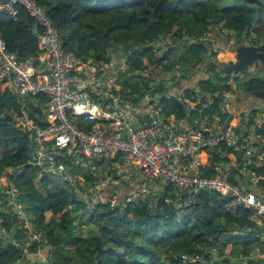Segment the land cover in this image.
<instances>
[{"label":"trees","instance_id":"1","mask_svg":"<svg viewBox=\"0 0 264 264\" xmlns=\"http://www.w3.org/2000/svg\"><path fill=\"white\" fill-rule=\"evenodd\" d=\"M35 1L56 25L64 51L99 63L124 56L132 70L161 67L163 73H158L161 74L159 78L169 77L176 67L170 78L175 85L178 79H190L189 67L198 65L197 73L206 69L210 63L205 61V46H211L214 40L226 38L238 43L245 39L257 46L260 42H254L249 36L264 38V0ZM31 23L22 8H18L14 21L5 12H0V36L7 50L18 52V45H21L19 58L28 59L36 68L40 61ZM209 37L214 39L208 40ZM202 38L206 39L205 44L199 45ZM153 50L159 53L154 56ZM213 52L212 59L219 51ZM199 53L204 56L200 57ZM122 77V86L136 94L147 87L148 83L138 82L136 77ZM257 83V80H251L238 90L246 91ZM196 85L211 95L212 102L206 109L210 118L223 103L222 92L203 76ZM223 88L232 91L227 84ZM156 90L162 92L164 88L158 86ZM193 90L178 91L175 87L170 99H162L165 115L174 116L186 125L188 112L179 103L178 93L189 96ZM206 97L200 95L199 104ZM34 99L37 107L27 105V112L35 124L44 125L41 109L45 97L37 95ZM19 107L15 97L0 88V176L11 170L10 182L16 189V198L22 201L24 210L32 217L31 227L39 240L27 242L22 223L11 208H2L7 203L3 204L2 200L7 197L0 193V264L25 263L27 255H35L43 249L48 251L46 264H242L255 248L264 254L261 247L264 242H260L264 227L250 219L254 211L215 193L201 192L189 207L175 209L164 203L165 195L171 191L164 186L155 192L150 207L147 202H137L126 205L121 211L108 204H99L92 212L86 211L64 184L54 182L47 175L37 178L36 168L27 164L29 145L26 137L14 127L12 120L9 121ZM256 132L264 137V125ZM233 152L224 146L211 150V160L203 173L215 174L220 166L223 172H228L229 168V181L236 180L235 177L241 175V163L229 164L226 157ZM219 154L225 157L220 158ZM248 169L254 172L257 180L252 190L263 199L264 164L254 159ZM83 175L89 182L80 183L82 188L94 183L95 178L88 167ZM5 177L8 178V174ZM241 177H246L250 184L249 177ZM132 186V183L116 187L107 185L103 194L107 199L119 201ZM81 215L83 219H79L78 224L91 230L89 235L84 233L86 236L81 229L78 233L71 226ZM11 232L14 234L10 237ZM8 239L11 243L6 242ZM261 263L264 264V260ZM246 264H253V261Z\"/></svg>","mask_w":264,"mask_h":264},{"label":"built area","instance_id":"2","mask_svg":"<svg viewBox=\"0 0 264 264\" xmlns=\"http://www.w3.org/2000/svg\"><path fill=\"white\" fill-rule=\"evenodd\" d=\"M18 8L32 20L30 28L37 41L38 58L46 57V68L38 73L29 60L19 58L17 50H7L0 36V84L19 102L20 115L18 111L14 113L12 122L25 135L29 145L27 164L36 168L40 177L47 175L64 184L88 212L99 204L121 211L137 202H147L150 207L155 194L153 184L162 181L171 190L164 203L172 208L189 207L199 193L210 192L253 210L250 219L264 226V199L250 189L256 178L248 169L254 159L264 164V137L256 132L264 125V111L249 115L245 132L240 130L241 120L233 123L231 119L223 122L221 118L208 117L195 118L194 125L183 129L174 116L165 115L162 102L172 97L175 82L170 78L176 67L163 80L158 74L161 67L132 70L124 56L106 63L83 60L64 51L56 25L35 0H0V12L13 21ZM153 53L156 56L159 51ZM122 75L149 83L136 94L122 86ZM158 86L164 90L157 91ZM37 95L46 101L41 109L44 125L35 124L26 109L27 105L37 107ZM178 97L190 115L193 111L200 114L209 106L205 99L199 104L200 94L195 90L189 96L179 92ZM224 110L221 105L215 114ZM221 146L240 155V173L250 178V184L246 177L229 181L220 167L215 174L203 173L210 151ZM206 152L210 156L203 161L201 153ZM117 159L118 163L109 169L100 170L93 164ZM87 167L95 180L82 188L80 183L85 181L82 175ZM123 183L133 186L121 200H110L103 194L107 185L116 187ZM0 191L4 197H12V205L16 189L6 177L3 180L0 176ZM10 208L22 223L23 233L28 230L30 239H36L34 231L29 230L26 213L16 206Z\"/></svg>","mask_w":264,"mask_h":264},{"label":"water","instance_id":"3","mask_svg":"<svg viewBox=\"0 0 264 264\" xmlns=\"http://www.w3.org/2000/svg\"><path fill=\"white\" fill-rule=\"evenodd\" d=\"M244 37V35H242ZM205 38H202L198 41L199 45L205 44ZM206 50V56L205 61L209 62L210 64L207 65L205 71H213L215 74L227 77L229 80H233L235 78H238L242 73H249L252 72V67L254 65H258L260 69L258 71L260 72L259 76H249L247 79V83L251 80H257L259 84L255 85V87L251 88L249 86V89L246 91H242L239 95L234 96V102L230 105V111L228 115H237L238 113L242 112V124L240 126V130L245 132L247 130V124L249 121V110L262 112L264 111V45H257L255 47L253 46H244L239 47L238 49L232 51V49H228L230 53L233 54V59L229 60H219L218 57L215 59H212L211 53L215 50L214 43L211 46H205ZM17 55L20 57L22 55V47L21 45H18V52ZM21 60H28V59H21ZM204 78H208L207 76L203 75ZM227 85L231 86V82H228ZM263 88H260V87ZM195 91L198 92L200 95H204L207 97H210L211 95L207 92L201 91L199 87H195ZM223 103H227V99H223ZM179 103L185 109V104L182 99H179ZM246 106H249V110H245L242 108H246ZM18 114L20 115V112L18 111ZM12 119L9 118V121ZM228 121V118L225 120V122ZM185 122L186 124H189L190 122V114H187L185 116ZM12 173H8L7 180L12 179ZM2 194L3 191H0ZM13 199L12 197H7L2 200L3 203L7 201V203L11 202ZM14 232H11L10 237L13 236ZM7 243H11L10 239L6 241ZM17 264V263H15Z\"/></svg>","mask_w":264,"mask_h":264},{"label":"crops","instance_id":"4","mask_svg":"<svg viewBox=\"0 0 264 264\" xmlns=\"http://www.w3.org/2000/svg\"><path fill=\"white\" fill-rule=\"evenodd\" d=\"M211 40L212 39H214V38H210ZM227 40V39H226ZM230 43H231V41H229L228 42V44H229V46H230ZM228 44H224L223 43V41H219V40H216V42H215V40H214V46H215V48H217L218 49V59L219 60H224V61H226V59H224L223 57L224 56H228L229 54H232V53H230L229 51H227V46H228ZM221 49V50H220ZM42 57L41 58H39V66L38 67H36V71L38 72V73H41V72H44L45 71V68H46V60H45V56L44 55H41ZM113 58H120V56H118V57H113ZM215 59V58H214ZM229 59H233V56H232V58H229ZM228 58H227V60H229ZM211 74H213V76L214 75H217V74H215L213 71H209ZM203 75H205L206 76V72H203V69H201L200 71H199V73H197L196 75H195V77H190V79H183V78H181L180 80L178 79V82H177V84L175 85V87H176V89L178 90V91H184L185 89H194L195 90V87H197V85H196V83H197V81L203 76ZM219 78H224V77H222V76H219V75H217ZM228 83V82H227ZM226 83V84H227ZM225 85V84H224ZM2 86L3 85H1L0 84V88L2 89ZM223 86V85H222ZM174 87V88H175ZM173 90V89H172ZM239 92L237 95H239L241 92H240V90H238V89H236L235 88V90H232V91H225V90H223L222 89V95H223V99L224 98H226L227 99V103H222V107H224L225 108V110H224V113L226 112L227 114L229 113V111H230V105H231V103L232 102H234V96L233 97H231L232 95H234L236 92ZM223 99H222V102H224L223 101ZM205 101H206V103H208V104H210L211 102H212V98H210V97H206L205 98ZM247 107V106H246ZM243 109H245V110H249V108H242V110ZM255 109H253V110H249V115L251 114V113H256L257 111H254ZM257 113H259V112H257ZM201 115L199 116V117H195L196 119H198V118H202V117H208V116H206V115H204V111L202 112V113H200ZM215 113H213V115H214ZM231 116V120H232V122L234 123H238L240 120L242 121V112L241 113H238L237 115H230ZM227 117L228 116H226V117H221V120H223V122L227 119ZM190 125L192 126V125H194V118H193V116H191L190 115ZM187 125H189V124H186V125H182L181 124V126H182V128L184 129V128H186V127H188ZM189 125V126H190ZM209 154V153H208ZM207 152L206 153H201V159L203 160V161H206L207 160ZM209 156H210V154H209ZM223 157H225V156H220V158H223ZM227 159H228V163L229 164H237V163H239L240 162V155L237 153V152H233V153H230V154H228L227 156ZM210 160H211V158H210ZM111 164H116V163H118V159H117V161L116 160H114V161H112V162H110ZM220 164H224V163H220ZM220 167V166H219ZM220 169H223L222 167H220ZM230 171H229V168H228V172H224V173H226V174H228ZM240 178H244V177H241V175H239L238 174V176H236L235 177V179H240ZM256 179H254L253 180V185L250 187V189L252 188V187H254V185H255V183H256ZM158 183V186H156L155 184H153V188L155 189V192H157V191H161L162 190V188H163V186H164V183L162 182V181H158L157 182ZM264 199V198H263ZM260 225V224H259ZM264 227V226H263ZM260 242H264V236H262L261 238H260ZM261 244V243H260ZM262 248H264V245H262L261 246ZM255 251H256V255L253 257L252 256V254L250 255V257L248 258V259H252V261H253V264H262L261 263V260H264V254L263 253H260L259 251H258V248H255L254 249ZM258 255H262L263 257L262 258H259V256ZM45 256H46V258H47V260H48V252H45V249L43 250V251H39L37 254H35V255H27L26 257H25V260L28 262L31 258H33V260H35V261H32V260H30L31 262H34V263H36V262H40V261H45L46 259H45ZM259 259H258V258ZM248 259H243V260H247L246 261V263H248ZM243 260H242V264H245L244 262H243ZM17 264H20V263H17ZM22 264H24V263H22Z\"/></svg>","mask_w":264,"mask_h":264},{"label":"rangeland","instance_id":"5","mask_svg":"<svg viewBox=\"0 0 264 264\" xmlns=\"http://www.w3.org/2000/svg\"><path fill=\"white\" fill-rule=\"evenodd\" d=\"M59 35V34H58ZM249 37H252V39H253V41L254 42H256V41H258V42H260L259 43V45H262V44H264V38H261V39H257L255 36H253V35H251V36H249ZM248 37V38H249ZM211 37H209V39L208 40H211L210 39ZM242 38L244 39L245 37H243L242 36ZM228 42H229V40H226V38L225 39H223V43L224 44H228ZM232 43H235L234 42V40H232L231 41ZM229 47V44H228V46H227V48ZM236 47V45H234V44H231V46H230V49H232L233 50V48H235ZM215 50H218L217 48H215ZM228 50V49H227ZM214 53V52H213ZM212 53V54H213ZM199 56L200 57H203L204 56V53H199ZM232 56H233V54H229L228 56H224L223 58L224 59H226L227 60V58L229 59V58H232ZM214 58L216 57H218V54H217V56L215 55V56H213ZM213 58V59H214ZM197 67H198V65H195V66H191V67H189V69L187 70L188 71V74L189 75H191L192 77H195V75L197 74ZM258 69H260V67L256 64V65H254L253 67H252V72H249V73H247V74H245V73H242L238 78H235V79H233V80H229L227 77H224V78H219L217 75H214L213 76V74H211L208 70L207 71H205V70H203V72H206V76L209 78V82L211 83V85H214L215 87L214 88H217V90L219 91V89H220V92H222V89L224 90V86L225 85H223L224 83L226 84L227 82H231V85H232V90H235V88L236 89H239L241 86H243V85H246L247 84V79H248V77L250 76H259V74H260V72L258 71ZM261 70V69H260ZM200 71V70H199ZM131 79H133V78H131ZM163 80L165 79V78H162ZM138 81V80H137ZM212 81H214L215 82V84L212 82ZM143 82H146L147 83V80H143ZM132 83V82H131ZM149 83V82H148ZM257 84H259V83H257ZM256 84V85H257ZM223 85V86H222ZM220 86V87H219ZM129 88V87H128ZM2 89H3V86H2ZM130 89V88H129ZM130 91L131 92H133L131 89H130ZM133 93H135V92H133ZM239 92L237 91L234 95H232L231 97H233V96H235V95H237ZM221 107V106H220ZM219 107V108H220ZM218 112V111H217ZM14 113H12V115H13ZM201 114H197V112L196 111H193L192 113H191V116H193V118L195 119V117H199ZM204 115H206V116H208V118H209V115H208V113H207V111L205 110L204 111ZM257 115V114H256ZM225 117V116H228L227 118L228 119H230L231 118V116L230 115H227L226 114V112L224 113V111H219V113H217V114H214V115H212L210 118L212 119H220L221 117ZM199 119V118H198ZM240 125V124H239ZM95 166H96V168L97 169H100V170H104V169H109V168H113V166H114V164H105L104 162H101V161H94V163H93ZM83 176V178H84V180L85 181H88V179L84 176V175H82ZM1 177L3 178V180H4V178H5V176L3 175V174H1ZM37 178H40V175H38L37 174ZM54 182H57V183H60L58 180H56L55 178H51ZM89 182V181H88ZM158 181H155L154 182V184L156 185V186H158V183H157ZM68 189V188H67ZM68 191L70 192V190L68 189ZM17 196V192L15 193V197ZM4 204V203H3ZM13 207V206H16V207H19L20 209H22L25 213H26V218H27V220L28 221H30V224H31V216L24 210V208H23V204H22V201L20 200V199H17L16 198V200L12 203V205L10 204V203H6L5 205H3V207L2 208H8V207ZM5 210V209H4ZM49 215H47V217H48ZM82 220L83 219V215H81V216H79L78 218H77V220H76V222H74V223H72L71 224V226H72V229H75V230H77L78 231V233L80 232V229H81V231H82V234L83 235H89V233H90V229L89 228H87V227H84L83 225L84 224H78V220ZM19 221V220H18ZM20 222V221H19ZM20 224H21V222H20ZM261 227L263 226V225H260ZM22 229H24V227L22 226ZM29 230L31 231L32 230V227L30 226L29 227ZM27 232H28V230H26ZM247 231H250V230H247ZM24 233V236L26 237V239H27V242L28 241H32L31 239H30V237H29V234L28 233ZM85 233V234H84ZM85 235V236H86ZM26 239H24L23 240V242L25 243L26 242ZM36 239L37 240H39V236L38 235H36ZM44 250V249H43ZM41 251V250H40ZM45 252H48L46 249H45ZM27 255V254H26ZM256 255V251L254 250L253 251V254H252V256L254 257ZM259 256V258H262L263 256L262 255H258ZM258 258V257H257ZM258 258V259H259ZM45 261H40V262H36L37 264H46V262H47V258H46V256H45ZM30 260H32V261H35V260H33V258H31ZM26 261L25 260V263L24 264H34V262H31V261ZM248 260H252V259H248ZM246 261L247 260H243V262L246 264Z\"/></svg>","mask_w":264,"mask_h":264},{"label":"flooded vegetation","instance_id":"6","mask_svg":"<svg viewBox=\"0 0 264 264\" xmlns=\"http://www.w3.org/2000/svg\"><path fill=\"white\" fill-rule=\"evenodd\" d=\"M245 37V36H244ZM232 41V40H231ZM231 44H234V45H236V47L235 48H233V50L232 51H234V50H236V49H238L239 47H244V46H253V47H255V45L256 44H254L252 41H250V40H242V41H240V42H238V43H230V46H231ZM262 45H264V44H262ZM230 46L228 47L229 49H230ZM217 54L218 53H216L215 55L217 56ZM225 84V83H224ZM260 88H263L262 86L260 87ZM246 108H249V106H247Z\"/></svg>","mask_w":264,"mask_h":264}]
</instances>
